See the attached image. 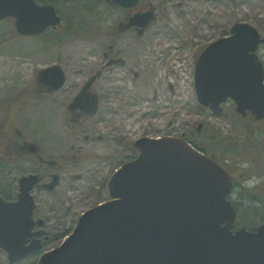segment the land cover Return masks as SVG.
<instances>
[{
	"label": "water",
	"instance_id": "obj_1",
	"mask_svg": "<svg viewBox=\"0 0 264 264\" xmlns=\"http://www.w3.org/2000/svg\"><path fill=\"white\" fill-rule=\"evenodd\" d=\"M113 1L129 7L138 0ZM9 17L23 36L60 23L54 7L33 0H0V22ZM151 18L137 16L131 25L144 28ZM262 44L247 23L233 25L229 36L210 44L195 69L199 103L220 115L231 99L241 116L263 120ZM42 74L41 82L55 89L65 83L59 66ZM135 145L139 156L109 182L111 199L85 212L71 236L37 264H264V223L255 232L233 230L237 213L227 197L234 184L219 163L179 137H143ZM34 208L26 194L9 204L0 197V248L11 263L42 248L27 245L38 223Z\"/></svg>",
	"mask_w": 264,
	"mask_h": 264
},
{
	"label": "rangeland",
	"instance_id": "obj_2",
	"mask_svg": "<svg viewBox=\"0 0 264 264\" xmlns=\"http://www.w3.org/2000/svg\"><path fill=\"white\" fill-rule=\"evenodd\" d=\"M158 2L161 4L159 20L150 29V34L141 38L124 37L119 42L122 51L118 50L116 42L114 53L108 51L107 41L102 34L94 39L89 34L84 35V38L71 34L59 38L52 32L40 37H22L17 33L13 19L9 18L0 23V102L2 97L9 96V66L12 65L23 69L31 80L40 69L59 64L69 70L70 79L76 81L96 74L108 64L107 58L103 56L104 51L125 61L123 66L112 67V73L105 71V77L102 76L99 82L107 85L101 94L114 97V114L107 117L104 124H101V118L81 121L77 126L80 132L77 134L78 141L73 136L76 149L71 151V154H76L79 162L71 168V176L85 174L87 178V185L78 182L80 189L69 194L70 199L66 204L74 205L71 213L75 214V219L99 202L110 199L108 195L99 199L100 180L106 175L109 176L108 169L112 170L113 165L117 167V162L120 163V157L124 154L120 145L111 141L112 138L106 139L112 131L115 132L114 136L123 134L131 139V142L145 135L178 136L183 131H195L199 126L203 132L202 136L213 130L222 134L236 133L235 123L239 121V115L234 104L229 102L224 114L216 116L198 103L194 79L195 65L202 51L217 39L229 35L230 29L236 23L245 22L254 26L264 38V0ZM71 26L82 27L80 23H72ZM173 48L175 62L171 63ZM148 52H152L151 64L145 63ZM160 55L162 60H158ZM258 55L264 62V45L260 47ZM110 75L113 77L109 83ZM119 76L123 82L119 81ZM71 80L69 85L72 84ZM64 115L62 108L57 128L61 131L60 140L66 141L63 130L66 126ZM39 120L47 123L52 128L51 131L54 130L51 119H41L37 116H32L29 129H37L39 125L36 122ZM96 125L103 137L94 138L97 136L93 130ZM85 136L92 142L86 140ZM197 136L200 134L197 133ZM230 147L235 155V166H240V170L250 177L244 184L254 188L253 192L264 200V129L256 134L251 143ZM79 149L81 150L78 151ZM133 152L138 154L134 150ZM6 158H9V155ZM230 166L236 170V167L231 164ZM89 169L90 172L87 173ZM66 190L67 186L63 192L66 193ZM239 192L243 194V190ZM235 204L237 205V202ZM256 207L264 211L262 200L245 197L238 202L244 220ZM244 220L241 214L239 222ZM62 241L45 246V252ZM32 263L33 261L21 264ZM0 264H10L6 252L2 249Z\"/></svg>",
	"mask_w": 264,
	"mask_h": 264
},
{
	"label": "flooded vegetation",
	"instance_id": "obj_3",
	"mask_svg": "<svg viewBox=\"0 0 264 264\" xmlns=\"http://www.w3.org/2000/svg\"><path fill=\"white\" fill-rule=\"evenodd\" d=\"M41 4L56 5L57 12L61 17V25L58 29H49L47 32H56L59 35H78L81 38H84L83 34L89 33L93 39L102 34V37L107 41L108 51L111 53L115 51L116 42L118 50L122 51L123 48L119 42L124 37L141 38L150 34V29L159 20L158 12L161 10L158 0H138L129 7L116 5L111 0H56ZM142 14L153 15L154 19L150 25L146 29L131 25L132 19ZM72 23H80L82 27H72ZM103 56L107 58L108 64L103 67L100 77L96 78L91 85H89V81L93 75L75 81L70 79L69 70L64 68L67 81L60 89L42 83L39 80L40 70L29 80L23 69L18 66H9V96L2 97L0 102V197L8 204L18 201L24 194L35 200L33 217L35 220L42 219L43 221L41 225L35 224L32 235L27 240L31 245L40 244L43 246V250L45 246H52L65 240L80 218L75 219V214L71 213L74 205L66 206L70 199L69 194L80 189L78 182H84L87 185L85 174L71 176V168L79 162L78 156L71 154V151L76 149L73 136L78 141L77 134L80 133L77 126L83 120L89 121L97 118H101L103 120L101 124H104L106 118L114 114L112 110L114 97L103 96L101 92H104V87L107 85L99 84V82L105 71L112 73V67L123 66L125 61L118 57L115 58L105 51ZM109 77L110 83L113 76ZM70 80L72 84L69 85ZM119 81L123 82L120 76ZM93 101L96 103L91 107ZM62 108L65 113L63 117L66 126L63 130L66 141L60 140L61 131L57 128ZM94 108L97 109V112L91 115ZM32 116L51 119L55 127L54 130L51 131L52 128L47 123L44 124L43 120L36 122L39 125L37 129L31 128L30 130ZM97 127L96 125V128H93L97 133L94 138L103 137ZM262 128H264V123H257L251 119V123L247 125L248 132L240 136L235 133L231 134V132L219 134L216 131L207 132L202 136L201 128H197V131H183L180 133V137L199 146L203 153L213 155V151L207 148L209 145L204 140L220 135V141L227 142L231 146L240 143L248 144ZM114 133L112 131L105 138L109 140L112 138L111 141L120 145L124 154L120 157V163L117 162V167L113 165L112 170L108 169L109 176L106 175L100 180L99 199L105 195L109 196L108 183L114 172L123 163L137 156L133 150L139 152L135 148V141L131 142V139L129 140L123 134L116 137L113 135ZM197 133L201 137L197 136ZM85 139L91 140L86 136ZM67 141L68 143H66ZM68 144L70 146H67ZM215 154L220 160L219 152L216 151ZM8 155L9 158H6ZM230 173L237 184L235 171ZM66 186L65 193L63 189ZM40 253L32 255L31 258L35 259Z\"/></svg>",
	"mask_w": 264,
	"mask_h": 264
},
{
	"label": "trees",
	"instance_id": "obj_4",
	"mask_svg": "<svg viewBox=\"0 0 264 264\" xmlns=\"http://www.w3.org/2000/svg\"><path fill=\"white\" fill-rule=\"evenodd\" d=\"M38 1L41 2V3L42 2L46 3V2H54L56 0H38ZM235 124H236V127H237V129L235 130V132H236L235 134L236 135L240 136V135H243L244 133L247 132V125H246L245 120L239 119V121L236 122ZM204 141L209 145L207 148H210L213 152L218 151L219 154H233V151L230 149L231 147L228 146L227 142L226 143L225 142H221L220 141V137H215V138L204 140ZM240 144H244V143H240ZM221 151H223V153ZM237 167L240 168V166H237ZM244 190H245V192L243 194L239 192V199H237V205H236L238 213H239V216H240V219H241V214H242V219L243 220H244V214L242 213V211L240 212V208H238V202H239L240 199L247 197V198H250V199L257 200V201L262 200V205L264 204V202H263L264 200L261 197H258V195L253 192L254 191L253 188H249V187L246 186ZM260 222H264V211H263L262 208L256 207V208L252 209V211L248 214V217H247L246 220H244V222H239L237 224V228L239 226H246L249 229L253 230V229H255L257 227V225ZM35 260H37V259H34V262L32 264H36ZM28 261L29 260L27 259V260H24L21 263H28Z\"/></svg>",
	"mask_w": 264,
	"mask_h": 264
},
{
	"label": "bare ground",
	"instance_id": "obj_5",
	"mask_svg": "<svg viewBox=\"0 0 264 264\" xmlns=\"http://www.w3.org/2000/svg\"><path fill=\"white\" fill-rule=\"evenodd\" d=\"M145 57L147 58V61L145 63L151 64L153 62L152 54L150 52H148L147 56Z\"/></svg>",
	"mask_w": 264,
	"mask_h": 264
}]
</instances>
